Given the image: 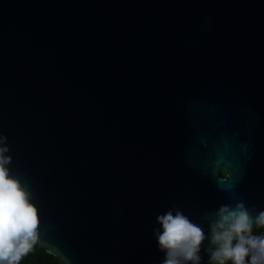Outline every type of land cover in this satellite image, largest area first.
<instances>
[{
  "label": "water",
  "instance_id": "obj_1",
  "mask_svg": "<svg viewBox=\"0 0 264 264\" xmlns=\"http://www.w3.org/2000/svg\"><path fill=\"white\" fill-rule=\"evenodd\" d=\"M0 135L60 264H162L159 214L264 210V0H0Z\"/></svg>",
  "mask_w": 264,
  "mask_h": 264
},
{
  "label": "clouds",
  "instance_id": "obj_2",
  "mask_svg": "<svg viewBox=\"0 0 264 264\" xmlns=\"http://www.w3.org/2000/svg\"><path fill=\"white\" fill-rule=\"evenodd\" d=\"M0 135V264H20L40 243L38 209L25 182L11 174L12 157ZM210 221V235L179 208L156 217L153 229L158 247L165 253L162 264H201V248L209 247V264H264V210L255 216L243 202L233 208L221 205Z\"/></svg>",
  "mask_w": 264,
  "mask_h": 264
},
{
  "label": "trees",
  "instance_id": "obj_3",
  "mask_svg": "<svg viewBox=\"0 0 264 264\" xmlns=\"http://www.w3.org/2000/svg\"><path fill=\"white\" fill-rule=\"evenodd\" d=\"M225 175V171H221ZM262 228H254L253 234H260ZM20 264H60L59 260L52 254L46 252L42 247L36 245L33 250L20 262Z\"/></svg>",
  "mask_w": 264,
  "mask_h": 264
}]
</instances>
